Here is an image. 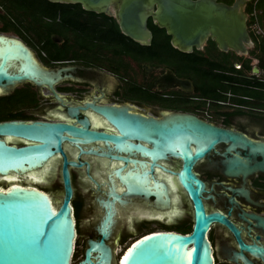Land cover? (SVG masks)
Listing matches in <instances>:
<instances>
[{
  "label": "flooded vegetation",
  "instance_id": "flooded-vegetation-1",
  "mask_svg": "<svg viewBox=\"0 0 264 264\" xmlns=\"http://www.w3.org/2000/svg\"><path fill=\"white\" fill-rule=\"evenodd\" d=\"M44 1L0 0V37L20 42L43 68L61 71L62 79L54 85L59 99L48 88L19 84L9 94L0 96V122L80 126L79 121L86 120L91 131L116 134L96 110L114 108L156 121L191 115L214 127L264 142V108L258 106L261 101L257 97V93L264 92V34L249 33L251 45L246 53L222 51L210 36L199 48L185 53L174 48L172 37L151 20L146 23L151 38L148 44H142L127 36L113 16L93 13L97 15L94 18L89 12L80 13L76 6L82 9L81 6L73 4H64L67 6L63 15L55 16L53 6ZM62 17L68 20L63 22ZM3 140L17 148L32 144L17 138ZM226 146L218 145L192 167V173L204 185L201 200L205 212L223 215L238 230L243 244L264 248V230L250 217L264 219V174L226 176L224 161L231 156L226 154ZM82 148L106 150L101 142ZM62 151L64 156L57 154L46 166L44 184L28 181L25 176L19 177L18 184L47 193L55 204V194L49 189L54 186L60 189V195L63 193L64 160L81 165H67L73 189L70 205L76 229L75 247L80 242L84 246L79 263L87 242L100 239L96 231L100 216L96 198L106 190L109 171L119 164L94 155H81L68 143H63ZM239 152L240 157L246 154L243 150ZM157 165L153 177L167 183L169 205L156 206L154 198L132 199L126 210L119 211L117 224L105 241L116 261L143 236L156 232L185 235L192 231V203L177 177L162 170L177 173L182 161L168 157ZM0 187L7 185L1 183ZM206 238L213 264H235L230 258L241 251L227 226L213 222ZM119 250L122 251L118 256ZM242 254L251 264H264V257L245 251Z\"/></svg>",
  "mask_w": 264,
  "mask_h": 264
},
{
  "label": "water",
  "instance_id": "water-1",
  "mask_svg": "<svg viewBox=\"0 0 264 264\" xmlns=\"http://www.w3.org/2000/svg\"><path fill=\"white\" fill-rule=\"evenodd\" d=\"M46 1L80 5L85 12L113 16L127 36L142 44H148L151 38L146 28L147 21L151 20L167 31L172 37L171 45L181 52L190 53L210 36L220 50L239 54L246 53L251 45L243 6L257 0H234L231 5L217 0ZM61 79V71L53 72L40 66L20 42L0 37V96L9 94L19 84L31 83L37 88H48L59 99L54 85ZM96 110L116 134L91 131L86 120L79 121L80 126L0 122V184L7 185L6 188L0 187V264H71L76 229L70 205L73 189L67 165H81L64 160L61 171L63 193L55 204L47 193L18 184L21 176L33 183L44 184L46 166L57 154L63 155V143L77 148L81 155H94L119 164L109 171L106 190L96 198L100 209L96 231L100 239L87 242L84 258L77 264H213L212 250L206 238L213 222L227 226L237 239L241 252L233 253L230 261L251 264L243 251L264 257V248L243 244L238 230L223 215L206 214L201 200L204 185L192 173L196 161L224 144L227 145L226 154H231L224 161L226 176L264 174V142L214 127L191 115L156 121L131 116L114 108ZM6 137L32 144L20 148L9 146L3 140ZM95 142L103 143L106 150H83L82 146ZM239 150L245 151V156L240 157ZM168 157L182 161L177 173L162 170L177 177L192 203V231L185 235L156 232L143 236L116 261L105 241L117 224L119 211L126 210L132 199L148 201L154 198L156 206L169 205L167 183L153 177L157 162ZM257 158L261 160L257 161ZM250 217L264 230V219Z\"/></svg>",
  "mask_w": 264,
  "mask_h": 264
},
{
  "label": "rangeland",
  "instance_id": "rangeland-1",
  "mask_svg": "<svg viewBox=\"0 0 264 264\" xmlns=\"http://www.w3.org/2000/svg\"><path fill=\"white\" fill-rule=\"evenodd\" d=\"M222 1H227V0H222ZM248 3H249L248 5L243 6V12L247 16L248 30L249 31L251 30V29H249V27L252 26L254 23H258L257 29L254 26H252L253 30H252V32H249V33H250V35H260V34L263 35L264 34V27H263L264 14L261 15V11L264 10V0L252 1V2H248ZM257 3H259V5H257ZM49 190L55 194L56 200L60 199V194H59L60 189L52 186V187H50ZM83 251H84V246L80 242L76 245L74 256L72 258L73 264H76L80 259H82ZM121 251L122 250H119L118 256L120 255Z\"/></svg>",
  "mask_w": 264,
  "mask_h": 264
},
{
  "label": "trees",
  "instance_id": "trees-1",
  "mask_svg": "<svg viewBox=\"0 0 264 264\" xmlns=\"http://www.w3.org/2000/svg\"><path fill=\"white\" fill-rule=\"evenodd\" d=\"M38 1H42V0H38ZM46 4H48V5H50V6H53V10H54V15L56 16V14L57 13H60L61 15H63V8L64 7H66L67 5H64V4H53V3H50V2H46V1H44ZM224 2H226V3H228V4H231L232 2H233V0H227V1H224ZM257 5H259V3H257ZM74 7V6H73ZM77 8H79V10H80V13H85V11H83L82 9H80V7L79 6H76ZM43 10V9H42ZM262 10V9H261ZM46 12V10H43V12ZM263 11V13H264V10H262ZM88 15H90V16H93L94 18L95 17H97V15H95V14H93V13H87ZM76 18V16H74L73 17V19H75ZM67 19V18H66ZM64 17H62V21L64 22V21H67ZM72 19V20H73ZM69 20H71V19H69ZM263 27H264V24H263ZM255 96V95H254ZM256 97V96H255ZM257 97L260 99V101H261V104L260 105H258L259 107L261 106V107H263L264 108V92H260V93H257Z\"/></svg>",
  "mask_w": 264,
  "mask_h": 264
},
{
  "label": "built area",
  "instance_id": "built-area-1",
  "mask_svg": "<svg viewBox=\"0 0 264 264\" xmlns=\"http://www.w3.org/2000/svg\"><path fill=\"white\" fill-rule=\"evenodd\" d=\"M257 25H258V23H254L252 26H254L257 29ZM252 26H250L249 29L253 30V27Z\"/></svg>",
  "mask_w": 264,
  "mask_h": 264
},
{
  "label": "snow or ice",
  "instance_id": "snow-or-ice-1",
  "mask_svg": "<svg viewBox=\"0 0 264 264\" xmlns=\"http://www.w3.org/2000/svg\"><path fill=\"white\" fill-rule=\"evenodd\" d=\"M37 235H38V233H37ZM42 243H43V242L41 241L40 244H42ZM34 245H35V241H34ZM37 247H38V246H37Z\"/></svg>",
  "mask_w": 264,
  "mask_h": 264
},
{
  "label": "bare ground",
  "instance_id": "bare-ground-1",
  "mask_svg": "<svg viewBox=\"0 0 264 264\" xmlns=\"http://www.w3.org/2000/svg\"><path fill=\"white\" fill-rule=\"evenodd\" d=\"M75 249H76V247H75ZM118 252H119V251H118ZM119 259H120V258H119ZM119 259H118V260H119ZM71 264H73V260L71 261Z\"/></svg>",
  "mask_w": 264,
  "mask_h": 264
}]
</instances>
